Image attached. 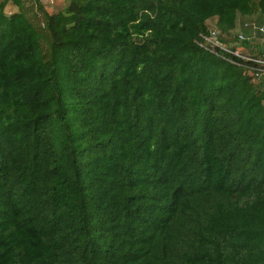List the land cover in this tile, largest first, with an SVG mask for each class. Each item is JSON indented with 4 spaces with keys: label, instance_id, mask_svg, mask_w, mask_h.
Segmentation results:
<instances>
[{
    "label": "trees",
    "instance_id": "trees-1",
    "mask_svg": "<svg viewBox=\"0 0 264 264\" xmlns=\"http://www.w3.org/2000/svg\"><path fill=\"white\" fill-rule=\"evenodd\" d=\"M23 3L0 0V264H264V90L225 51L262 57L264 0Z\"/></svg>",
    "mask_w": 264,
    "mask_h": 264
},
{
    "label": "built area",
    "instance_id": "built-area-1",
    "mask_svg": "<svg viewBox=\"0 0 264 264\" xmlns=\"http://www.w3.org/2000/svg\"><path fill=\"white\" fill-rule=\"evenodd\" d=\"M248 25L245 24V26L247 27ZM250 28L258 29L262 33V35H264V24H253V26ZM212 35H214V33H212ZM245 37L246 36L243 34H238L237 42L240 43L242 40L245 39ZM203 38L205 42L203 41L202 43H200V45L207 49H210L212 52H215V48L217 47L222 48V46L218 44V42L214 39L213 36H205ZM225 51L243 59L245 61L244 66L246 67V70L251 74L254 79H260L261 76L264 75V57L249 56L248 54L241 52L240 48L237 47H235L233 50H231V48H225Z\"/></svg>",
    "mask_w": 264,
    "mask_h": 264
},
{
    "label": "rangeland",
    "instance_id": "rangeland-1",
    "mask_svg": "<svg viewBox=\"0 0 264 264\" xmlns=\"http://www.w3.org/2000/svg\"><path fill=\"white\" fill-rule=\"evenodd\" d=\"M41 1V4L42 6L44 7V9L49 12V13H53V12H56V11H59V10H63L68 2V0H40ZM34 0H24V8L27 9L31 6H33V3ZM27 16L29 19H31L32 21L35 22V24L37 23H40V21L42 20V16L40 14V11L36 8V6L33 7V12H31V10L28 9V11L26 12ZM208 22H211L209 23V26H213L214 24V21L213 20H210ZM216 30H218V28H214ZM219 33L221 34V32L219 31ZM228 34L224 33L223 36L229 38V40L231 41H234V36L236 35V33H232V35L230 36H227ZM247 46L250 45L248 41H245ZM241 51L245 52V53H253L252 49H250L248 51V49H242L240 48ZM255 52H257L258 49L256 48H253ZM248 75L251 76V74L247 71ZM252 77V76H251ZM262 79V80H261ZM252 80L254 82V84L257 85L258 89H261V90H264V75L261 76L260 79H254L252 77ZM259 80L262 81V84L259 83Z\"/></svg>",
    "mask_w": 264,
    "mask_h": 264
},
{
    "label": "crops",
    "instance_id": "crops-1",
    "mask_svg": "<svg viewBox=\"0 0 264 264\" xmlns=\"http://www.w3.org/2000/svg\"><path fill=\"white\" fill-rule=\"evenodd\" d=\"M213 21H215V19ZM209 23H211V22H208V24ZM258 23L264 24V18H262V21H258ZM244 31L247 34V37H248L247 40L248 41L255 42L259 45V47L261 48L262 53H263L262 57H264V35H262V34L257 35L258 33H256V31L254 29H251V28H247ZM254 48H256V46H254Z\"/></svg>",
    "mask_w": 264,
    "mask_h": 264
},
{
    "label": "clouds",
    "instance_id": "clouds-1",
    "mask_svg": "<svg viewBox=\"0 0 264 264\" xmlns=\"http://www.w3.org/2000/svg\"><path fill=\"white\" fill-rule=\"evenodd\" d=\"M241 50V49H240ZM242 52V51H241ZM244 53V52H243ZM245 54H247V53H245Z\"/></svg>",
    "mask_w": 264,
    "mask_h": 264
}]
</instances>
